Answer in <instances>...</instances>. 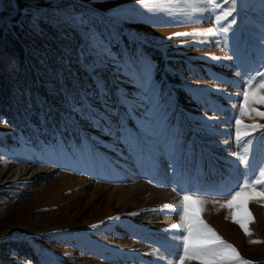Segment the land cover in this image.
Returning <instances> with one entry per match:
<instances>
[{"label": "rangeland", "instance_id": "obj_1", "mask_svg": "<svg viewBox=\"0 0 264 264\" xmlns=\"http://www.w3.org/2000/svg\"><path fill=\"white\" fill-rule=\"evenodd\" d=\"M257 71L264 0H0V264H172L184 195L264 264V198L221 207L264 168Z\"/></svg>", "mask_w": 264, "mask_h": 264}, {"label": "snow or ice", "instance_id": "obj_2", "mask_svg": "<svg viewBox=\"0 0 264 264\" xmlns=\"http://www.w3.org/2000/svg\"><path fill=\"white\" fill-rule=\"evenodd\" d=\"M141 3L144 0H140ZM231 2L235 4L236 0H225V3ZM219 6V5H217ZM223 12L224 10L221 9ZM225 16L231 15V10L224 13ZM224 18L223 16L217 17V20ZM227 31V28L222 29ZM174 35H183L181 33H176ZM258 81V82H255ZM244 89L241 94L243 96V103L236 105L239 109L240 115H248L250 112H255L259 116H264V112H260L255 108H250V104H261L264 105V94L260 93V89H264V72L257 71L254 76H250L249 80L242 85ZM236 124H242L240 119L236 120ZM245 129H252L253 131L257 128H264V124H245L243 125ZM238 136H249L250 133L245 131L240 133L238 131ZM252 143L251 139L245 141V144L250 145ZM243 162L247 164L246 158H242ZM257 185L261 189H264V168L259 172V178L253 179L251 181L245 180L244 183H238L235 185L236 191H230L226 193L231 196L226 205H221V207L232 208L234 202L243 197L241 202L245 206V211H247L246 204L248 199L256 200L264 198V190H257ZM202 201L198 198H193L189 195H184L182 200L177 205V215L181 217V220L172 225V228L184 229L187 235L181 234V252L176 254V259L172 261V264H184L186 260H198L200 264H254L253 261L244 259L237 249L220 237L214 229H212L203 219L200 217V205ZM251 216V213H248ZM232 219L234 222L240 224V227L244 230L246 234H251L250 229L247 224L238 219L235 213L232 214ZM254 219V217H253ZM264 241H252V243H261Z\"/></svg>", "mask_w": 264, "mask_h": 264}, {"label": "bare ground", "instance_id": "obj_3", "mask_svg": "<svg viewBox=\"0 0 264 264\" xmlns=\"http://www.w3.org/2000/svg\"><path fill=\"white\" fill-rule=\"evenodd\" d=\"M20 172H26V167L24 168H21L20 169ZM50 172V171H49ZM48 172V173H49ZM3 173V172H2ZM2 173H0V175H2ZM144 183V182H143ZM143 184L142 183H136L134 185H130L128 187H124V189H127L128 190V196L131 195V197L135 196L136 192L138 191L137 189H139V187H141ZM116 188V187H115ZM143 189V188H142ZM142 190H140L141 192ZM149 191V190H148ZM147 191V192H148ZM116 192V191H115ZM113 192V193H115ZM144 192V191H143ZM142 192V193H143ZM146 192V191H145ZM151 193V192H150ZM160 194L164 196V198H168V197H171L170 195H168V193L166 191H160ZM138 195V194H137ZM127 196V195H126ZM127 196V197H128ZM148 197V196H147ZM174 197V196H173ZM146 197H144L145 199ZM177 198V197H176ZM141 199V198H140ZM157 199V200H156ZM162 199V203L165 202V200L161 197V196H156V198L154 200H156L158 203H160L158 200H161ZM153 200V199H152ZM168 200V199H167ZM146 200H144L145 202ZM138 202V201H137ZM142 202V201H141ZM156 203V202H155ZM153 204V203H152ZM156 205V204H155ZM172 219V218H171ZM163 220V219H162ZM159 221H161V219H159ZM173 221V220H172Z\"/></svg>", "mask_w": 264, "mask_h": 264}]
</instances>
